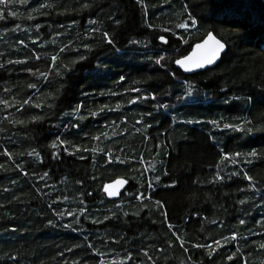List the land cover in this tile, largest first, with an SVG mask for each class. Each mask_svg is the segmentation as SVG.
Here are the masks:
<instances>
[{
  "label": "trees",
  "instance_id": "1",
  "mask_svg": "<svg viewBox=\"0 0 264 264\" xmlns=\"http://www.w3.org/2000/svg\"><path fill=\"white\" fill-rule=\"evenodd\" d=\"M0 10V264H264V156L231 162L264 154V0ZM188 14L196 27L178 28ZM210 33L227 46L221 62L183 74L175 60ZM245 119L252 132L220 130ZM119 179L111 201L104 188Z\"/></svg>",
  "mask_w": 264,
  "mask_h": 264
},
{
  "label": "snow or ice",
  "instance_id": "2",
  "mask_svg": "<svg viewBox=\"0 0 264 264\" xmlns=\"http://www.w3.org/2000/svg\"><path fill=\"white\" fill-rule=\"evenodd\" d=\"M11 0H0V5H5L7 6L8 3H10ZM26 0H21V3H25ZM136 2L138 4H142V0H136ZM42 7H47V5H41ZM90 5L88 3H84L82 4V10L83 9H87L89 8ZM143 7V5H142ZM9 15H16L15 13H9ZM29 19H31L32 17L29 16L28 17ZM5 19V14L2 10H0V20H3ZM190 22V23H189ZM90 24H95L96 21L92 20V21H89ZM196 24H197V21L191 16V14H188L187 15V18L183 20V22L177 24V27L178 28H181V29H185V30H188L190 28H195L196 27ZM99 39L101 40V42L107 44V45H113L114 44V39L110 37L109 33L108 32H103L101 33V36L99 37ZM161 40H163V42L165 44H167V40H164L163 37H161ZM133 44H136V43H139L138 41H132ZM185 43H187V41H185ZM146 46V45H145ZM67 47V45H66ZM225 48V45L224 43H221V41L219 39H217L215 36L211 35V34H208L207 35V39L204 40L203 43H197L196 44V48L195 50H193L191 52V55H186L184 58L182 59H176L175 60V63L177 65H179L181 68L184 69L185 72H192L194 71L195 69H203L205 68L206 66H209V65H212L214 63H216V61L220 58V53L224 50ZM89 51L91 50L90 48L88 49ZM61 52L64 51V49H61L60 50ZM83 58V57H82ZM37 59H39V56H37ZM57 59L56 56H53L52 57V60L55 61ZM165 60V57L163 56H159L158 59L156 60V64L158 65H161V67H163L164 65L161 64V61H164ZM9 63H21V61H9ZM0 67H3V65H0ZM58 69V66H55V67H49L48 71L49 72H52V71H56V75H60V72L57 70ZM29 71H31L29 69ZM42 75L45 76V78H47V73H42ZM31 87H34V85H31ZM193 86L192 85H189V89H191ZM134 91H140V89H134ZM189 96L192 95V91L189 90ZM144 100L148 99V97H143ZM153 99H155V97H153ZM233 99H236L235 97ZM132 103H136L137 101L136 100H132L131 101ZM25 104L29 103V100H25L24 101ZM37 107H39V105H36ZM49 107H51V105H49ZM19 110V109H18ZM101 111H103V109H101ZM67 115V113H66ZM93 116L97 115V113H92ZM39 119H42V117H35L34 120H39ZM79 119L81 120H84V119H87V117H79ZM23 123V122H21ZM187 123H193V121L189 120L187 121ZM196 123H199V121H196ZM209 123L213 124L215 127L217 128H220V121H217V120H212V121H209ZM245 125H252V121L251 120H247L245 119L244 121V124H238V123H229V122H225L223 124V128H221L220 130L223 131L224 129H232L234 131H237V132H252V127H247L245 128ZM74 127H79V125H73ZM257 131H264V128L262 129H257ZM95 139H99V137H94ZM52 148H56L57 147V144L56 143H53L51 145ZM35 152V150H33ZM64 151L65 152H68V148H64ZM77 151H80L79 148H77ZM85 151H87V149H85ZM6 155H9V158H11V154L10 153H5ZM69 155H72L71 152H68ZM29 156L33 155L32 152H29L28 153ZM35 155L37 157H39V153L36 152ZM54 158L58 157V153H53L52 154ZM111 155V154H109ZM241 155H245V157L247 156H250L252 158H257L258 156H264V154H258L256 151H252L248 154H241L239 152L235 153L232 157H231V162L233 164L236 163V157L237 156H241ZM83 158V157H81ZM116 159V162L118 163H123L124 161L123 160H119L118 158H114ZM229 159V156L227 154H225V156L222 158L221 160V163H223L224 160H227ZM109 162H112V161H109ZM245 163H248V164H251L252 161L250 159H247L245 158ZM0 167H2V165H0ZM217 167H219V165H217ZM167 174V173H165ZM25 175H27V173H25ZM48 175L47 172L44 173V176L41 177V179H43L44 177H46ZM231 176H236L238 175L236 172H232L230 174ZM220 179H223L222 177ZM243 179H247L250 183L253 181V177L248 175L247 173L244 174L243 176ZM124 181H117V184H123ZM151 186V185H149ZM106 191H108V189L106 188L105 189ZM109 195H114L113 192L109 191ZM141 195H143V193H141ZM139 198V197H137ZM80 203H83V201H80ZM158 204H160L159 201H157ZM241 204L245 203V201L241 200L240 201ZM161 207H163L164 205L160 204ZM83 211V210H82ZM62 215V214H61ZM125 216H127L128 214L127 213H124ZM163 215L165 217H167V213H163ZM105 219H108V217H105ZM78 222V221H77ZM93 223H96V221H93ZM212 223H215V221H212ZM239 224L240 225H244L245 224V221L243 219H241L239 221ZM67 227V226H66ZM232 239H235V236L232 237ZM217 244H219V241L216 242ZM183 247V245H181ZM194 247H197V248H204V247H207L209 249H211V245H194ZM262 248H264V245H261ZM145 255H147V253H145ZM209 255L211 256L212 255V252L210 251L209 252ZM229 260H231L233 257L232 256H228L227 257Z\"/></svg>",
  "mask_w": 264,
  "mask_h": 264
},
{
  "label": "water",
  "instance_id": "3",
  "mask_svg": "<svg viewBox=\"0 0 264 264\" xmlns=\"http://www.w3.org/2000/svg\"><path fill=\"white\" fill-rule=\"evenodd\" d=\"M210 34L216 37V35H215L214 33H210ZM216 38H217V37H216ZM206 39H207V38H206ZM217 39H218V38H217ZM164 40H166V39L164 38ZM220 41H221V40H220ZM161 42L165 45V43L163 42V40H161ZM203 42H204V41H203ZM203 42H202V43H203ZM221 43H223V42L221 41ZM224 45H225V48H224V50L220 53V58L216 61V63H214V64H212V65H209V66H206V67L203 68V69H195V70L192 71V72H185L184 69L181 68L179 65L176 64L175 66H176V68H177L178 70H180L183 74H185V75H187V76L194 75V74H197V73H200V72H204V71H207V70H209V69H213V68H215V67L221 62L223 56H224V55L226 54V52H227V46H226V44H224ZM195 48H196V46L193 48V50H195ZM193 50H192V51H193ZM189 55H191V53H190ZM121 180L124 181V183H123V184H117V181H121ZM127 186H128L127 181H125V180H123V179L116 180V181H114V182H112V183H109V184H107V185L105 186V188H104V194H105V195L107 196V198H108L109 200H111V201L119 200V199L121 198L123 192H124L125 189L127 188ZM106 188L108 189V191L105 190ZM109 191L113 192L114 195H109Z\"/></svg>",
  "mask_w": 264,
  "mask_h": 264
}]
</instances>
